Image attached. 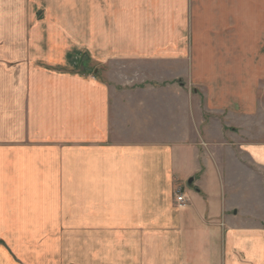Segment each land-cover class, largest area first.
Here are the masks:
<instances>
[{
	"label": "crops",
	"instance_id": "0c3cea01",
	"mask_svg": "<svg viewBox=\"0 0 264 264\" xmlns=\"http://www.w3.org/2000/svg\"><path fill=\"white\" fill-rule=\"evenodd\" d=\"M21 1L0 0V217L26 226L0 237L26 247L15 257L264 264V0L8 9ZM120 60L150 76L91 68ZM68 234L69 260L29 243Z\"/></svg>",
	"mask_w": 264,
	"mask_h": 264
},
{
	"label": "rangeland",
	"instance_id": "374dc122",
	"mask_svg": "<svg viewBox=\"0 0 264 264\" xmlns=\"http://www.w3.org/2000/svg\"><path fill=\"white\" fill-rule=\"evenodd\" d=\"M68 1H69V4L71 3V1L73 3L70 6L71 8L81 9V8L84 7L83 4H84L85 0H68ZM19 3H20V6L19 5L17 6L16 4H15V6H13V3H11L8 9H15L17 7H28V8H30L31 6H33L35 8H39V5L41 4V2L39 0H35V1L34 0H24L23 2L21 1ZM50 3H53V1H50ZM50 3L46 2L44 7H46L47 5H50ZM64 3L66 5L67 0H64ZM4 7H7V6L4 4ZM0 8L3 9V7H0ZM2 9H0V10H2ZM0 16H2V13H0ZM68 43H70V42H68ZM85 59L86 58H84L82 60V62H81V66L82 67H85V63H86ZM91 68H98V72H97L98 76H112L115 79L122 78V81H123L124 84L130 83L128 81L129 80L128 77H132L133 78L134 76H136V77L137 76H150L149 75L150 74V66L149 65H145L143 63L133 62V61H130V60L111 61L109 64L101 65V66L95 64V66L93 65ZM88 74L91 75L92 73L89 72ZM236 75H237L236 70H234V76H236ZM193 100H196L197 102H200V98L199 97L197 98V96H195V97L192 96V104L194 103ZM260 105H261L260 106L261 114L264 115V97L261 98ZM203 145H205V144H203ZM176 193H177V191H176ZM0 218L2 219V226H0V229L3 227L4 229L12 231V232H22V231H24V228L26 227V226H19V225H10L9 223L4 222V221L8 220V218L5 215L3 217H0ZM64 237H68V240H66V241L62 240L60 242H57V241H55V242H50V241H48V242H42V241L38 242V240L34 239V241L32 240L29 243L31 244V249L32 250H34L35 247H36V245H34V244L38 245L39 243H41V244L43 243L45 246H47V249H49L51 247V245H53V246H54V244L56 246L59 245L62 248L61 249L62 250V254L58 258L55 257L54 260L61 259V261H63L64 258H67V260H69L70 257H69L68 253L71 252L72 247L73 248L75 247V244H74V242L69 240V237H70L69 234L65 235ZM15 243H19V241H12V240L3 239V238L0 237V250L2 249L1 251L4 254H6L5 250H7L9 252V254L11 255V259H12L13 262L22 264V262L18 258H16L15 255L12 253V249L11 248L13 246V250H15L16 248L20 247V251L23 253L24 249H26V247H23V245L22 246H18ZM82 244H85V243L82 242ZM10 246H11V248H10ZM54 248H55V246H54ZM4 259L7 260L0 253V264H6ZM48 260L49 261L51 260L50 257H48Z\"/></svg>",
	"mask_w": 264,
	"mask_h": 264
},
{
	"label": "built area",
	"instance_id": "2783aa9c",
	"mask_svg": "<svg viewBox=\"0 0 264 264\" xmlns=\"http://www.w3.org/2000/svg\"><path fill=\"white\" fill-rule=\"evenodd\" d=\"M176 201L177 202H182L183 201V194H182V192L181 191H177V195H176Z\"/></svg>",
	"mask_w": 264,
	"mask_h": 264
}]
</instances>
